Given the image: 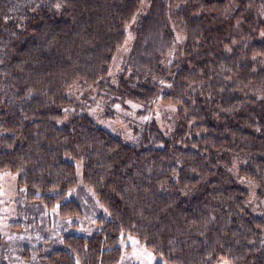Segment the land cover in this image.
<instances>
[{
  "label": "trees",
  "instance_id": "trees-1",
  "mask_svg": "<svg viewBox=\"0 0 264 264\" xmlns=\"http://www.w3.org/2000/svg\"><path fill=\"white\" fill-rule=\"evenodd\" d=\"M139 7L0 0V174L53 207L76 184L71 158L108 212L100 232L63 237L49 264H117L128 235L158 264H264V207L253 215L250 190L235 182L264 199V0H150L110 89ZM82 85L113 101L170 104L190 136L168 139L152 122L143 138L161 148L128 144L78 113L69 91ZM59 214L81 210L70 200Z\"/></svg>",
  "mask_w": 264,
  "mask_h": 264
},
{
  "label": "rangeland",
  "instance_id": "rangeland-1",
  "mask_svg": "<svg viewBox=\"0 0 264 264\" xmlns=\"http://www.w3.org/2000/svg\"><path fill=\"white\" fill-rule=\"evenodd\" d=\"M139 1V10L132 21L124 27V41L117 49L109 67L106 84L110 89H115L117 86L118 78L132 49L137 27L150 4V0ZM178 34L174 32V50L179 49L183 39L182 35ZM82 87L69 91L74 101L79 103L78 113L86 115L97 126L128 144L161 148L162 142H146L143 138L144 131L152 122L168 139L177 136L183 129L185 131L181 133L182 137L190 136L186 131L187 124L183 126L177 118L176 109L170 104L160 100L148 105L132 103L128 100L113 101L118 98L117 95L108 94L105 98L99 96L97 89L84 85ZM65 118L63 117V120ZM69 160L74 164L76 184L67 190L53 207H48L39 200H28L24 190L19 189L17 185L16 175L7 171L0 174V264H49L47 257L54 251L64 248L63 237L76 235L89 238L101 231L103 225L98 222L100 219H110L108 212L82 182L80 163L71 158ZM230 168L233 171V178H236L237 164H233ZM235 182L248 187L249 210L253 215H260L263 211L264 199L256 194L254 187L242 179H236ZM70 200H74L79 205L81 214L75 217H62L59 214V206ZM117 246L120 249L117 264L160 262L133 235L121 236ZM75 264L80 263L75 262Z\"/></svg>",
  "mask_w": 264,
  "mask_h": 264
}]
</instances>
